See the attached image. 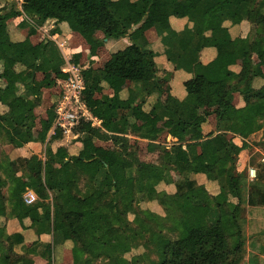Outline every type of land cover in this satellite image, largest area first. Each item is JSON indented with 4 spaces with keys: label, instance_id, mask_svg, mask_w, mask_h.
<instances>
[{
    "label": "trees",
    "instance_id": "obj_1",
    "mask_svg": "<svg viewBox=\"0 0 264 264\" xmlns=\"http://www.w3.org/2000/svg\"><path fill=\"white\" fill-rule=\"evenodd\" d=\"M3 1L0 218L15 219L21 228H27L29 219L38 238L47 233L52 239L26 245L23 232L9 233L2 222L0 264H35V256L56 264L61 261L59 249L74 234L80 243L72 248L74 264H243L246 216L250 212L254 223L264 209V157L256 163L250 156L239 167L240 156L253 149L249 139L264 128V0ZM156 8L157 16L152 15ZM21 14L31 19L27 18L31 28L29 36L16 40L8 21ZM45 21H53L52 35L62 34L64 28L80 34L92 55L99 47L109 48L111 57L104 67L83 68L81 53L69 60L82 68L84 100L102 125L82 120L74 127L73 136L83 146L77 152L61 145L45 160L37 155L10 159L5 146L19 148L34 140L35 110L43 103V88L58 85L61 91L69 76L60 55L55 61L50 54V39L37 45L31 40ZM244 23L253 27L247 35L242 33ZM90 29L102 31L104 37L90 39ZM207 48L214 49L215 56L205 62L202 53ZM247 54H256L259 63L238 69V61ZM163 56L169 69L160 62ZM44 64L52 68L55 79H38L36 73ZM177 71L187 74L182 81L186 95L164 99L163 84ZM124 80L130 82L127 88ZM236 94L243 105L235 103ZM55 108L51 106L41 122L46 130L55 125ZM147 111H153L152 117L141 126L138 120ZM209 119L214 130L206 134V141L173 143L164 158L167 168L154 174L130 148L127 134L147 139L149 152H165L167 146L158 142L161 135L202 132ZM161 122H169V127ZM214 134L221 148L211 140ZM63 136L57 128L51 143ZM95 138L112 140L119 150L97 146ZM198 146L203 147L199 153ZM249 166L257 169L253 180ZM27 169L36 171L32 189L39 198L32 204L24 200L27 189L18 175ZM173 169L185 175L176 179ZM169 186L175 191L170 193ZM204 193L210 195L208 202L200 198ZM219 195L229 215L222 214ZM101 206L107 211L99 212ZM125 228L126 238L115 240ZM179 229L185 230L184 238L166 233ZM256 230L260 227L253 224ZM256 237L253 234L251 242Z\"/></svg>",
    "mask_w": 264,
    "mask_h": 264
},
{
    "label": "crops",
    "instance_id": "obj_2",
    "mask_svg": "<svg viewBox=\"0 0 264 264\" xmlns=\"http://www.w3.org/2000/svg\"><path fill=\"white\" fill-rule=\"evenodd\" d=\"M154 10L156 11L155 14H153ZM154 10L152 11V15L157 16L159 14V8H156ZM27 18L28 17H26L25 14H21V17H20V15H18L14 18H11L8 21V23H10L9 29L12 30V34H13L12 36L14 39L22 40V39H25L27 36H29L31 23H30V21L27 20ZM20 19L21 20L23 19L24 22L22 23ZM28 19H30V18H28ZM19 20H20V22H18ZM179 22L182 23L183 20H180ZM53 26H54L53 21L43 22L42 25H39L37 34L33 35L31 37V40L34 44L37 45L43 40L48 42L47 39H50L51 40V44H50V48H49L50 54L53 55L55 61H57L56 55H58V59H59V55H60V57L62 59V63H60L62 69H64V67L66 66V63L68 62L67 58H70V56L73 57V55L76 53H81L80 62L83 64V68H87L90 65L104 67L105 63L110 59L111 52L107 46L104 45L102 47H99L97 54L92 55L91 51H90V44L80 34L75 33V32H70L66 28H64V32L62 34L52 35V34H50V30L53 28ZM90 31H93L95 33L98 32V33L102 34L99 36L97 35L95 38H103L104 37V33L102 31H99L96 29H90L89 34H90ZM147 35H148V33H147ZM72 38L77 39V40L83 39V41L86 42V44H80V46H78V47L73 46L72 41H71ZM95 38H90V39H95ZM155 39H156V36H153L151 38V40H155ZM59 40H61L63 42V44L61 45L62 51L59 48V44H58ZM50 54H49V56H50ZM202 55H203L202 56L203 60L205 62H208L210 59H212L215 56V50L212 48H207L203 51ZM160 62H164L167 69L170 68V66H169L170 64L165 61L164 56L160 58ZM40 74L43 75V77H41ZM36 76L40 80H44V79L52 80V79L56 78L52 68L47 64H44L40 67L39 71L36 73ZM186 77H187V74L183 71L175 72L173 79L170 80L169 82H165L163 84V89H164L163 98L166 99V98L171 97L172 95H177L178 97L183 98L186 95V91L182 87V81ZM56 80H59V79L57 78ZM129 84H130V82L128 80H124L122 82V86L124 88H127L129 86ZM166 85L169 86L170 91H171V94L167 97L165 96V86ZM59 93H60V86H58V85H56L55 87H52V88H47V87L43 88V103L40 106H38L35 110L36 125L34 127V140L27 143L25 146L19 147V148H15L11 145L5 146L4 150L9 155L10 159H15L19 156L30 157L32 155H37L40 158L45 160L47 157L52 156L54 151L61 145L66 146L71 153L77 152L80 149H82L83 146H82L81 142L77 141V135L76 136L70 135L68 137L63 136L62 138L60 137V138L56 139V141H53L51 143V139H52L53 135L55 134V133H53L54 126H52V128L50 130H46L41 125L42 120L48 118L47 110L49 108H51V106H54V105L56 106V104L58 103L59 98H60ZM106 93L112 94V91L106 90ZM151 98L152 97H150L149 99H151ZM146 107H150V106L148 104H146ZM152 112L153 111L144 112L142 114V116L140 117V119L138 120V123L141 126L144 123H146V122H144L141 124L140 121L145 119L146 117L151 119ZM147 123H149V121ZM101 125H102V121H101V124L97 125V126H101ZM160 125L165 127V128H168L169 122H161ZM165 125H167V126H165ZM213 130H214L213 120L209 119L203 125V131H205L206 133H209ZM203 131L202 132H195L193 134L201 133L202 137H204ZM178 134H180V133H178ZM193 134L182 135L183 136L182 141L184 140V137H190ZM127 136L130 139V141H129L130 142V148L132 150H134L131 147V145H132L131 143L133 141V138L138 139L139 141L145 142L148 144L147 139L136 137L132 134H127ZM161 136H160V138H161ZM163 136H167V139H168V137L173 138L174 141H176L174 138L176 135L173 136V135H170V134L168 135L165 133V134H163ZM217 137H218V135H217ZM217 137H215V138L217 139ZM160 138H159L158 142H160ZM206 138L207 137L204 138L205 141H206ZM211 138L213 139V137H211ZM170 140L171 139H169L168 141H170ZM200 141L205 142L203 140H200ZM183 142H191V140H185ZM161 143H162V141H161ZM95 144L97 146H102L106 149H112V150H116V151L119 150L118 145H116L112 140H103V139L95 138ZM217 146H218V148H220L219 144H217ZM199 148H201V150H203V147L198 146V148L196 149L197 153L200 152V150H198ZM157 152H162V151H156L153 153H157ZM164 165H166V164H164ZM56 167H59V165L56 164ZM162 169H164V168H162ZM181 174L183 175L182 172H181ZM18 175L22 177V180H23L24 185L26 186V189L27 190L32 189V186L34 185V183L37 180L36 171L34 169H27V170L22 171V172L20 171L18 173ZM168 191L170 193H172L175 191V188L173 186H169ZM66 193L71 198L75 197V195L73 193H70V191L67 189H66ZM101 208H104L105 211H107V208L105 206H101L98 208L99 212H105L104 210H100ZM248 214H249V216H251L250 212ZM226 215H228V214H226ZM249 216L247 217L248 219H246V221L248 222V228H250V230H251V228H253V224H255V226L260 227V230H256V232L252 231L251 234H249V236L247 237V238H250V240L249 239L248 240H249V243L252 247V250L249 253V259L247 260V264H248V262H249V264H264V234L262 232V231H264V216L261 217V214H260V216L257 218V220L254 223L252 222V216L251 217H249ZM2 222H4L6 224L7 231L9 233H12L15 231L23 232V234L25 236L26 245H30L31 243H33L34 241H36L38 239L42 240L43 242H47L50 239H52L51 235L47 234V233L42 234L41 237L38 238L35 231L29 227V224H30L29 219H26V221H25L27 228H21L19 223L17 222V220L11 219V218L5 219L4 217H2V218H0V224H3ZM253 234H257V237L255 238V239H257V241H255V242H251L252 238L250 237V235H253ZM262 235H263V239H260V237ZM79 244L80 243H79L78 236L75 234L72 235L71 239L66 241L63 244V250L59 249L60 250L59 258L61 259V261H58V263H56V264H73L74 261H73V255H72V248L79 246ZM34 261H35V264H45V259H43L41 256H35Z\"/></svg>",
    "mask_w": 264,
    "mask_h": 264
},
{
    "label": "rangeland",
    "instance_id": "obj_3",
    "mask_svg": "<svg viewBox=\"0 0 264 264\" xmlns=\"http://www.w3.org/2000/svg\"><path fill=\"white\" fill-rule=\"evenodd\" d=\"M18 2H21V0H19ZM4 3H5V1H3V0L0 1V5H2ZM155 12L156 11L154 10L153 11V14H155ZM20 17H21V15H20ZM20 20L18 22H20ZM21 22L22 23L24 22L23 19L21 20ZM252 30H253V27H252V25L250 23H247V24L244 23V27L242 26V33L244 32L243 35L249 34ZM97 35L99 36V35H102V34L101 33H98V32L95 33L93 31H90L89 38H95ZM73 39L74 38H72V40H71L73 46H77L78 47V46H80V44H86V42H84L83 39H80V40H77V39H74L73 40ZM58 44H59V48L61 50V48H62L61 45L63 44V42L61 40H59V43ZM71 57L72 56H70V58H67L68 61L71 59ZM258 63H259V60H258L256 54H247L245 58H243V59H241V60L238 61L237 68L239 69V68H241L243 66L254 65V64L256 65ZM263 69H264V67H263ZM150 74H151V70H148L147 75L149 76ZM41 77H43V75H41ZM262 83H263V80L260 81L259 86H261ZM261 88L264 89V85ZM170 94H171L170 88H169L168 85H166L165 86V96L167 97ZM235 103L238 104V105H243L244 104V102L242 100V97L239 94H236ZM148 121H150V118L146 117L145 119L141 120L140 123L141 124L144 123V122L147 123ZM146 123H144L143 125H145ZM165 126H167V125H165ZM203 132H204V137H202V134L201 133H196V134L191 135L190 137H184V140L183 141H185V140H191V141H200V140H203V141H205L204 138L206 137V134L207 133L205 131H203ZM231 136L233 137L232 139H233L234 142H236L239 145L242 144L241 138L239 139L238 137H236L234 135H231ZM215 137H217L216 134L213 135V139L214 140L213 139H211V140H213V142H214V144L216 146H217V144H219V146L221 148L222 147L221 146V143H222L221 142V139L218 138V137L216 139ZM174 138H175L176 141H174L173 138H169L168 137V139H167V136H163V135L161 136L160 142L162 141V144H165L167 146V151H165V152H163V151L162 152H157V153L149 152L148 149H147V143L141 142V141H139L138 139H135V138H133V141L131 143L132 144L131 147L134 150L137 151V153H138V155L140 157L141 163L149 169V171H150L151 174H154V172L157 171L158 169L167 168V166L164 165L165 164L164 158L169 154V150L171 149L173 143L178 142V141H182L183 136H182V134H178ZM169 139H171V140L168 141ZM249 140H250L249 142H251L253 144L252 145L253 149H252V151H250V149H249V152H244L240 156L239 167H241V168L243 167V165H241V162H242V164L245 163L246 160H249L250 159V156L251 157H255L256 163L259 161V159L261 160V158L264 157V128L262 130H260L259 132L253 134ZM198 150H201V148H199ZM254 166H256V165H254ZM172 172H173L172 173L173 174V177L176 178V179L179 178V177H181V176H184L185 175V173H183V175H182L181 174V171H179L178 169H173ZM200 198L204 202H208V200L210 198V195L207 194V193L206 194L204 193V194H202L200 196ZM218 198H219L220 202L222 203V207H221V210L223 212L222 214L223 215L224 214L225 215L226 214L229 215L230 212H229L228 206L226 205L225 199L223 198V196H220V195L218 196ZM151 206L154 207L153 204ZM100 210H104L105 211L104 208H101ZM256 212H258V211H256ZM260 214H261V217L264 216V209H262L259 212V215L258 216H260ZM248 216H246V219H248L247 218ZM251 216H253V215H251ZM251 216H249V217H251ZM130 218H133V215H130ZM243 226H244L245 235L248 237L249 234H251V232L253 231V228H251V230H250V228H248V222L247 221L244 222ZM166 233L170 237H172V238H174L176 236H179L180 238H184L186 236V232L183 229H179L177 231V233H173V232L170 233L168 231ZM127 234H128V228H125L117 236H115L114 239L115 240L125 239L126 236H127ZM250 237H252V235H250ZM248 239L250 240V238H247L246 255H245L244 263L243 264H247V260L249 259V253L252 250V247H251ZM260 239H263V235L260 237ZM141 249H139V250H133L129 254V256H131L133 254L134 255L135 254H138L139 252H141ZM86 259L89 260L88 257ZM248 264H249V262H248Z\"/></svg>",
    "mask_w": 264,
    "mask_h": 264
},
{
    "label": "built area",
    "instance_id": "obj_4",
    "mask_svg": "<svg viewBox=\"0 0 264 264\" xmlns=\"http://www.w3.org/2000/svg\"><path fill=\"white\" fill-rule=\"evenodd\" d=\"M63 70L69 76L64 81V88L59 93L60 98L55 108L57 117L53 133L57 128H60L63 134L68 137L74 135V127L82 120H91L94 125H100L101 120L91 114L84 100L82 68L68 61ZM248 175L249 179L253 180L257 176V169L249 166ZM38 198V194L32 189H28L24 194V200L27 204L36 202Z\"/></svg>",
    "mask_w": 264,
    "mask_h": 264
}]
</instances>
